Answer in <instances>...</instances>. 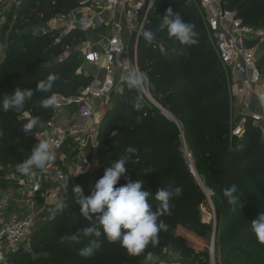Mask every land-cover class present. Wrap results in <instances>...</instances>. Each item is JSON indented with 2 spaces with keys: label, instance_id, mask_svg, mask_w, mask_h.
Here are the masks:
<instances>
[{
  "label": "trees",
  "instance_id": "16d2710c",
  "mask_svg": "<svg viewBox=\"0 0 264 264\" xmlns=\"http://www.w3.org/2000/svg\"><path fill=\"white\" fill-rule=\"evenodd\" d=\"M79 2L20 0L11 27L7 22L0 26V45L6 46L5 57L0 61V96L14 88L33 90L23 110L0 111L1 166H19L26 160L34 147L33 133L47 130L45 123L54 117V107L41 106V101L50 93L35 91L38 80L50 73L58 74L52 93L63 97L77 94L91 82L90 77L78 72L83 57L72 50L84 41L86 33L76 29L62 34L60 31L45 35L34 33L35 28L49 18L74 10ZM221 2L243 24L264 28V21L258 24L264 16V0ZM194 4L193 0H155L145 30L155 33L161 49H155V40L148 43L143 37L137 47V62L147 74L152 98L176 119L182 133L158 108L144 98L137 100L134 90L126 87L101 118L97 168L78 179L84 181V185H80L84 195H90L105 169L110 168L128 146L137 148L138 153L125 165L126 172L116 187L142 179L144 190L152 196L149 198L152 211L159 207V202L153 198L158 189L170 190L176 186L183 189L179 197L172 198L170 212L160 217L167 230L159 233V243L150 244L144 253L133 256L118 242H109L102 236L94 254L81 257L78 252L89 238L77 243L67 236L90 222L79 214L76 195L71 191L64 209L33 233L34 257L25 260L26 255H21L15 264H145L147 252L163 251L208 264L207 244L213 225L201 218V206L206 202L203 189L214 206L215 260L219 264H264V244L256 240L250 226L264 213V140L251 122L247 123L242 136H230L229 84L222 77V65L215 61L214 51L200 37L204 24ZM168 8L195 26L197 44L181 45L170 38L166 30H159ZM25 26L27 30L16 35L15 31ZM261 63H264V52L257 59L264 78ZM70 111L75 112L76 107H71ZM34 117L38 119L36 128L25 134L20 130L21 125ZM184 148L190 155L193 171ZM231 184L237 185V196L241 197L237 205L228 203L223 196V189ZM183 231L200 237L204 246L196 249L189 245ZM8 258L9 255L2 264L7 263Z\"/></svg>",
  "mask_w": 264,
  "mask_h": 264
},
{
  "label": "built area",
  "instance_id": "2783aa9c",
  "mask_svg": "<svg viewBox=\"0 0 264 264\" xmlns=\"http://www.w3.org/2000/svg\"><path fill=\"white\" fill-rule=\"evenodd\" d=\"M20 0H12L19 4ZM155 0H80L79 6L68 13H60L35 28L34 33L45 35L71 29L87 34L80 48L83 63L94 65L97 73L86 74L91 82L69 97L56 94L55 109L75 106L76 111L61 110L45 123V129L33 133L34 146L42 133L47 131L50 143L56 151V159L43 169H33L27 176L18 167L12 189H4L0 203V264L4 263L13 249L28 241L35 230L47 222L58 198L64 201L75 182L91 173L98 166V128L106 111L112 105L122 75L135 69L146 78L135 87L140 98H146L168 120L173 121L180 132L176 119L152 98L147 74L137 62L139 39L148 23ZM202 22L215 37V52L232 77L229 87L237 107L232 117L230 136L243 135L251 122L259 129L264 140V78L257 66L258 47L264 44V28L243 24L232 10L223 8L221 0H197ZM93 31V33H90ZM125 82V81H124ZM233 111V110H232ZM97 119H93L94 116ZM182 140L183 136L181 134ZM71 142L70 144L68 142ZM184 154L193 167L190 155ZM94 154L96 158L94 159ZM81 170V171H80ZM80 171V172H79ZM79 172V173H78ZM68 176L67 189L64 179ZM0 177V181L3 180ZM9 208L11 210H9ZM211 264H215L210 247Z\"/></svg>",
  "mask_w": 264,
  "mask_h": 264
},
{
  "label": "clouds",
  "instance_id": "9594fccd",
  "mask_svg": "<svg viewBox=\"0 0 264 264\" xmlns=\"http://www.w3.org/2000/svg\"><path fill=\"white\" fill-rule=\"evenodd\" d=\"M159 30H166L167 35L181 45L192 46L198 43L195 26L185 22L179 14H174L171 8L165 10ZM142 35L148 43L156 39L155 33L151 30H144ZM145 78L135 69L129 70L121 77L129 87L140 86ZM58 79V74L50 73L44 79L38 80L35 91L50 93L41 101L43 108H51L57 104V96L52 93V89ZM32 96L31 88H14L10 93L0 96V111L19 112L24 109L26 102L31 100ZM37 123L38 119L34 117L23 123L20 130L29 134L36 128ZM2 134L0 132V135ZM42 135L45 138L37 137L38 143L31 148L30 156L20 164V170L27 176L35 174L33 169H43L56 159V151L47 139L49 133L44 131ZM137 153V148L128 146L125 153L117 158L110 168L105 169L103 176L92 186L90 195L85 196L80 186H72L71 191L76 195L79 214L90 222L86 227L78 229L75 234L67 236L70 241L77 243L82 238H89L88 243L78 252L81 257L92 256L100 247L102 236L109 242H118L129 255H141L150 244L156 246L159 243V233L167 230V225L160 220V217L170 212L172 198L182 194L181 186L170 190L158 189L153 197L159 202V207L155 211L151 210L149 198L152 196L149 191L144 190L145 182L142 179L136 178L116 187L120 177L126 172L125 165ZM67 182L68 176L64 179L66 189ZM223 196L232 205H237L241 198L237 196L236 184L224 188ZM63 206V199L58 198L54 208L50 209L51 214L55 215L63 209ZM250 226L256 240L264 244V213L251 222ZM145 264H159V257L147 252Z\"/></svg>",
  "mask_w": 264,
  "mask_h": 264
},
{
  "label": "rangeland",
  "instance_id": "374dc122",
  "mask_svg": "<svg viewBox=\"0 0 264 264\" xmlns=\"http://www.w3.org/2000/svg\"><path fill=\"white\" fill-rule=\"evenodd\" d=\"M193 1L195 2V4H194L195 7L199 10V4H198L197 0H193ZM17 5L18 4L13 3L12 0H0V26L3 25V23L7 22L8 27H11V25L14 21L15 15H16ZM201 18H202V15H201ZM262 21H264V16H262L260 18V22H258V24H260ZM26 30H27V26H25L24 29L16 30L15 33H16V35H19L21 33V31H26ZM60 33L62 34L64 32H60ZM90 33H93V31H91ZM200 37L206 40L205 45L207 47H210L214 51V55L216 56L215 61L219 62L218 57H217L216 52H215V37L207 31L205 26H204V31L201 33ZM155 45H156L155 49H157V50L161 49V46L159 43V38L155 39ZM5 47H6L5 44H3L2 46L0 45V61L5 57ZM81 47H82V43L73 46L72 50L77 51V53H79V55H82L81 51H80ZM263 52H264V45H260L258 47V53L261 54ZM261 64H262V66H264V63H261ZM78 72L79 73L83 72L86 74H94L95 75L97 73V68L91 64L81 63L79 65ZM222 73H223L222 77L226 79L227 83L229 84V87H231L233 79H232L230 73L227 72L223 66H222ZM126 87H129V85L126 82L122 81L120 83V86L117 88L116 92L114 93V95L111 98L112 99L111 100L112 105L117 101V99L119 98V96L121 95V93L124 91V89ZM129 88L134 90V92H135L134 98H136L137 100L142 99L139 97V93L135 87H129ZM144 99H146V98H144ZM229 103H230L232 110H233V111L230 110V115H232L236 111L235 109L237 107V104H236V102H234L232 100L230 92H229ZM71 107H74V106L73 105L72 106H62L60 108H57L54 110V112H55L54 115H57V112L59 113L61 110H63V112L66 110L69 114H71L70 113ZM99 115H100V113L99 114L96 113V115L94 116L93 119H97V116H99ZM70 116H73V115L71 114V115H69V117ZM68 143L70 144L71 142L69 141ZM95 158H96V154H94V159ZM17 171H18L17 166H10V165L1 166L0 165V175L5 177L2 180L3 184L0 182V199H1V193L4 189H8V188L12 189L13 187H15L14 182H10V180H6V178L7 179L8 178H11V179L17 178V175L19 174V172H17ZM75 185H78V186L81 185L82 186V185H84V181L83 180L82 181L77 180L75 182ZM203 192L205 194L206 202L203 204V206H201V213H202L201 218H202V221H204V222L212 223L213 232H214V227H215L214 206H213L212 201L210 200V198L207 195V191L203 189ZM0 205H2L3 208L7 209V207H5L6 205L4 204L3 201L0 203ZM63 209H64V207H63ZM9 210H11V209L9 208ZM59 216L61 217V214H59ZM213 232L211 234L209 243L207 244L208 245V251H209V263L208 264H211L212 255L210 253V247H211ZM183 234L187 240V243L189 245H191L192 247L198 249V248L204 246L205 243L203 242V240L200 237H197L196 235L190 234L189 232H186V231H183ZM31 239H32V236L28 241L22 243L21 245H19L15 249H13L11 251V253L9 254V258H8L7 263H5V264H15L16 260H19V257L21 255H26V257L24 258L25 260L33 258L35 255V252H34L35 249L32 246ZM154 255L159 257V264H203L199 261H192L191 259L182 258L177 254L167 253L165 251H163L162 253H159V254H154ZM213 256H214L215 264H219V262H217L215 260V252L213 253ZM144 262H145V260H144Z\"/></svg>",
  "mask_w": 264,
  "mask_h": 264
},
{
  "label": "water",
  "instance_id": "95a60500",
  "mask_svg": "<svg viewBox=\"0 0 264 264\" xmlns=\"http://www.w3.org/2000/svg\"><path fill=\"white\" fill-rule=\"evenodd\" d=\"M220 8H221V10H223V8H224L222 3H220ZM211 250H212V252L214 251V232H213V235H212Z\"/></svg>",
  "mask_w": 264,
  "mask_h": 264
},
{
  "label": "crops",
  "instance_id": "0c3cea01",
  "mask_svg": "<svg viewBox=\"0 0 264 264\" xmlns=\"http://www.w3.org/2000/svg\"><path fill=\"white\" fill-rule=\"evenodd\" d=\"M103 112V114L105 113V111L101 110Z\"/></svg>",
  "mask_w": 264,
  "mask_h": 264
}]
</instances>
